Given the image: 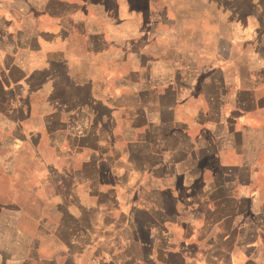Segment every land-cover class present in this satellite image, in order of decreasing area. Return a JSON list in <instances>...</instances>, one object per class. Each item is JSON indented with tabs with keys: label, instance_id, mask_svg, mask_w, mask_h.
Segmentation results:
<instances>
[{
	"label": "crops",
	"instance_id": "1",
	"mask_svg": "<svg viewBox=\"0 0 264 264\" xmlns=\"http://www.w3.org/2000/svg\"><path fill=\"white\" fill-rule=\"evenodd\" d=\"M0 264H264V0H0Z\"/></svg>",
	"mask_w": 264,
	"mask_h": 264
},
{
	"label": "rangeland",
	"instance_id": "2",
	"mask_svg": "<svg viewBox=\"0 0 264 264\" xmlns=\"http://www.w3.org/2000/svg\"><path fill=\"white\" fill-rule=\"evenodd\" d=\"M108 1V3H109V5L110 4H112V3H114V0H107ZM179 1H182V0H179ZM113 6H114V4H113ZM25 174V173H24ZM23 196H25V195H23V194H21V197L23 198ZM25 198V197H24Z\"/></svg>",
	"mask_w": 264,
	"mask_h": 264
}]
</instances>
